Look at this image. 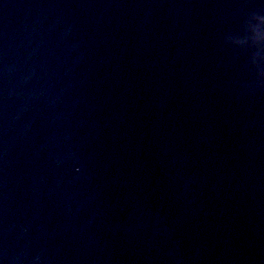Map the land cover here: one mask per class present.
I'll return each instance as SVG.
<instances>
[{
    "label": "water",
    "instance_id": "1",
    "mask_svg": "<svg viewBox=\"0 0 264 264\" xmlns=\"http://www.w3.org/2000/svg\"><path fill=\"white\" fill-rule=\"evenodd\" d=\"M0 264H264V0H0Z\"/></svg>",
    "mask_w": 264,
    "mask_h": 264
}]
</instances>
